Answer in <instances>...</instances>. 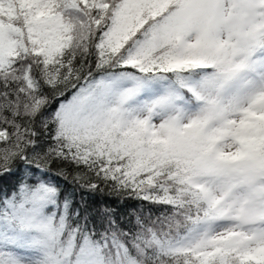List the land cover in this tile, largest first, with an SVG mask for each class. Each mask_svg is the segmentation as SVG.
<instances>
[{
	"label": "snow or ice",
	"instance_id": "snow-or-ice-1",
	"mask_svg": "<svg viewBox=\"0 0 264 264\" xmlns=\"http://www.w3.org/2000/svg\"><path fill=\"white\" fill-rule=\"evenodd\" d=\"M0 264H264V0H0Z\"/></svg>",
	"mask_w": 264,
	"mask_h": 264
}]
</instances>
